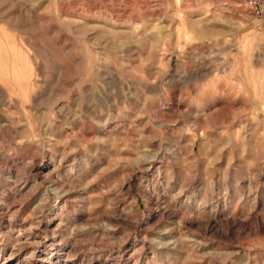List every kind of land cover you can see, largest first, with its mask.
Instances as JSON below:
<instances>
[{
	"label": "rangeland",
	"instance_id": "1",
	"mask_svg": "<svg viewBox=\"0 0 264 264\" xmlns=\"http://www.w3.org/2000/svg\"><path fill=\"white\" fill-rule=\"evenodd\" d=\"M245 2L0 0V264H264Z\"/></svg>",
	"mask_w": 264,
	"mask_h": 264
},
{
	"label": "built area",
	"instance_id": "2",
	"mask_svg": "<svg viewBox=\"0 0 264 264\" xmlns=\"http://www.w3.org/2000/svg\"><path fill=\"white\" fill-rule=\"evenodd\" d=\"M244 13L259 20L264 28V0H246L244 5Z\"/></svg>",
	"mask_w": 264,
	"mask_h": 264
}]
</instances>
